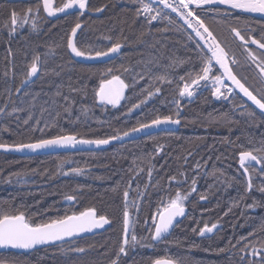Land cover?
<instances>
[{"label": "trees", "instance_id": "1", "mask_svg": "<svg viewBox=\"0 0 264 264\" xmlns=\"http://www.w3.org/2000/svg\"><path fill=\"white\" fill-rule=\"evenodd\" d=\"M63 2L56 0L55 6ZM143 4L152 8L147 17L138 14L143 5L133 0H89L87 14L49 21L39 0L0 1V144L65 135L111 139L157 117L180 120L176 133H157L99 152L30 158L0 153V209L24 211L34 223L89 209L109 220L101 233L27 253H0V261L111 264L124 240L127 203L130 233L147 238L141 244L154 247L132 250L125 245L119 264H152L155 259L174 264H264V257L254 255L264 249V192L259 191L264 176L254 173L247 193L237 158L244 151L264 155L255 151L264 147V116L247 108L240 117L234 109L241 99L234 93L227 100L214 97L212 82L220 74L213 65L208 80L193 84L203 75L207 54L175 17L144 0ZM205 10L193 11L204 23H212ZM13 11L19 25L28 16L36 29L27 23L10 36ZM151 16L156 19L149 23ZM77 23L82 29L75 46L85 56L120 43L118 57L98 65L74 62L67 40ZM37 58L39 77L17 94ZM113 76L127 85L115 107L101 103L96 95L101 83ZM161 76L166 79L161 81ZM186 84L195 93L183 98L180 91ZM221 92L225 95L223 87ZM247 124L259 129L243 130ZM177 192L186 197V216L165 242L155 244L150 239L152 217L161 202L168 203ZM68 196L74 197L71 205L66 204ZM213 225L218 231L201 237V229Z\"/></svg>", "mask_w": 264, "mask_h": 264}, {"label": "snow or ice", "instance_id": "2", "mask_svg": "<svg viewBox=\"0 0 264 264\" xmlns=\"http://www.w3.org/2000/svg\"><path fill=\"white\" fill-rule=\"evenodd\" d=\"M133 2H139L143 5L142 9H138V14L140 11L144 13H149L152 11V8L143 4V0H133ZM159 3L163 4L164 8L171 9L172 12L176 13L181 19L185 21L189 28L196 33V35L204 41V46L208 49V52L211 53V57H204V67L202 68L203 75H198L197 79L193 80V84H198L201 80L209 79V72L211 71L212 61L215 60L216 64L223 69L224 76L231 81V84L238 89L240 93H242L249 101L252 102L253 105L256 106L261 112H264V87L258 90V94H254L253 91L249 89L244 83L241 82L240 79L237 78L236 75L233 74L232 69L229 67V59L228 53L224 47L217 41V38L213 35V33L207 28L204 22L194 14L193 10H189L190 5H196V7H200L202 4L207 5H224L227 9L235 10L240 13H259L264 15V0H178V3L172 2L169 0H158ZM44 11L49 15H55L57 12H64L65 9H70L73 6H78L81 11L86 9V0H67L66 3L63 4L62 7L53 8L51 4V0H43ZM103 9H96V11H102ZM212 10L218 11V8H214ZM31 12V10H29ZM228 15H231V12H227ZM189 17L191 19H189ZM29 17L25 16L23 23H27ZM156 16H151L149 19V23L152 20H155ZM195 21V23H193ZM21 23L15 11L11 14V24L12 29L9 32V35H13L16 27ZM33 29H36L37 25L35 20L32 23ZM81 25L77 23L75 27L71 30V36L67 40V47L71 50V52L77 56H84L85 53L75 46L73 42V37L77 34V29H79ZM200 29H203V33H201ZM232 32L236 36L237 39L241 41V44L245 46V51H248L247 45L250 42L251 44L256 45L258 48L264 49V37L260 40L253 38L251 35L247 37L243 35L239 30L232 29ZM207 34V38L205 39V35ZM121 47L120 43L114 44L108 52H117ZM108 52H97V56H106ZM250 59L257 63V67L260 71V76L264 77V62H257V57L253 53L249 52ZM37 59H34L28 72L27 77H32L38 71L37 68ZM231 63H236L233 59ZM161 81H164L166 78L161 76L158 77ZM215 85L214 91L212 95L217 99H220L223 96L224 99H228L230 95L233 93V88L229 87L227 89L228 95H224L221 92L222 78L221 76H215ZM26 82V81H25ZM264 84V81H262ZM127 85L119 76H113L111 79L106 80L101 83L99 91L96 93L99 101L104 104H111L115 107L119 104L124 89ZM19 91V89H17ZM159 91V89H157ZM189 96L193 95V92L189 90V85H185L184 88L180 91V96ZM67 100L68 98L65 97ZM179 105V101L176 102ZM0 112H3V109H0ZM249 116H254L253 112L248 113ZM27 123V121H25ZM180 121L178 119H172L171 117H164L163 119L157 117L155 120L151 122V125L142 123L139 128L132 129L133 132H138L143 128H149L153 125L160 124H179ZM124 136H128L129 133L125 132ZM112 139H122L120 136H114ZM95 144L105 145L109 143L108 139H96V140H77L75 136L65 135V136H57L51 139H40L34 143H20L15 145H5L0 144V148L5 151L14 150V151H24L29 150L31 152H36L39 149H45L53 146H66L69 144ZM160 149H157L159 151ZM256 152H264V147L260 149H255ZM245 161H255L257 165H260L259 174L264 176V155H255L253 151H245L240 154V164L244 169V175L248 177V185L247 189L250 190L253 188L252 183V175L251 172H257V169L252 167L251 164H245ZM79 174L80 170H74ZM67 174V173H65ZM174 179V178H173ZM195 184V181H193ZM261 184L264 185V180H261ZM195 191V188L192 189ZM259 191L264 192V187H260ZM129 193L127 191L124 192L125 201ZM186 197L182 196L179 192H177L176 197L171 199L168 203L161 202L162 208L158 209L157 212L153 215V224H154V232L150 234V239L153 242L160 243L165 242L167 235L169 234L170 228L173 226V220L177 216H182L184 214L183 201ZM204 197H201L203 199ZM68 200H73L74 197L68 196L66 197ZM158 217V219H157ZM109 220L105 216H99L97 218V214L95 210L89 209L84 212H80L79 215H65L62 218L51 219L47 222H32L31 218L26 215L24 211H17L15 214L10 210L0 209V249H23L28 250L32 249L37 245H46L53 244L57 241H63L65 238H70L79 235L82 232H91L94 228H102L105 224H108ZM216 225H213L212 228H204L201 229L200 235L203 236L205 232H211ZM123 231H124V240L119 248V252L117 254V260H113L111 264H119V254H126L127 249L125 245H130L131 247H135L137 244H140L141 247H154V244H141V239L134 232L130 233V217L128 212V205L125 203V210L123 213ZM130 236V239H129ZM76 252H84L83 248L74 249ZM0 264H15L14 261H0ZM152 264H172V262L168 259H155Z\"/></svg>", "mask_w": 264, "mask_h": 264}, {"label": "water", "instance_id": "3", "mask_svg": "<svg viewBox=\"0 0 264 264\" xmlns=\"http://www.w3.org/2000/svg\"><path fill=\"white\" fill-rule=\"evenodd\" d=\"M144 1L149 3V4H151V5H153V6H155V7L161 8L165 12L169 13L171 16L175 17L177 19V21L180 22L183 25V27L187 30V32L195 39V41L199 44V46L207 54V56L211 57V53L208 52V49L204 46V41H202L196 35V33L192 30V28H189L188 25L185 23V21L183 19H181L179 16H177L176 13L172 12L171 9H169V8H164L163 4L159 3L158 0H144ZM169 2L170 3H172V2L178 3V0H169ZM86 7H87V0H86ZM210 8H223V9H226V6H224V5L214 6V5H207V4H202L200 7H196V5H194V4L189 6V10L210 9ZM43 10H44V8H43ZM227 10H231V9H227ZM85 11H86V9L81 11L78 6H73L70 9H65L64 12H57V13H55V15H52V16H49L45 11H44V14H45V17L48 20L54 21V20L58 19L59 17L66 16V14H68V13L69 14L76 13V12H82L83 13ZM231 11L240 13V12L235 11V10H231ZM242 14L264 19V15H261L259 13H242ZM189 19H191V18L189 17ZM193 23H195V21H193ZM80 30H81V27L79 29H77V34H76L75 37H73L74 44H75L76 37H77L78 33L80 32ZM200 31H201V33H203V29H200ZM71 34H70V36H71ZM204 35H205V39H206L207 38V34H204ZM121 50H122V47H120V49L117 52H115V53L108 52V55H106V56H80V57H77L71 52V50L69 48H68V53H69V56L71 57V59L74 62L78 63V64L98 65V64H103V63H107V62H110V61L114 60L115 58L118 57V55L120 54ZM261 50L264 51V49H261ZM212 65L217 69V71L219 72V74L222 77V79L230 87L233 88L235 93L242 100H244L256 112H258L259 114L264 116V112H261L258 108H256V106L253 105L252 102L247 99V97H245L242 93H240L238 89H235V87L231 84V81H229L224 76L223 69H221L220 66L218 64H216L215 60L212 61ZM39 73H40V71L38 69V71H37V73L35 75H33L30 78L28 77L26 79V82L24 81L22 83V85L20 86L19 91H17V94H20L28 86H30L32 83H34L36 81V79L38 78ZM123 94H124V92H123ZM149 125H151V123ZM179 127H180V123L179 124L153 125V126H151L149 128H143V129H141L138 132L130 131V132H128L129 133L128 136H124L123 134L119 135L120 137H122V139H112V138L108 139L109 140L108 144L99 145V146H97L95 144H79V143H76V144H69V145H66V146H53V147H49V148H45V149H39L36 152H31L29 150H24V151H20V152L14 151V150L5 151L4 149L0 148V153L13 154V155H16V156H19V157L30 158V157L69 154V153H78V152H99V151L106 150L107 148H109L111 146L121 145V144L129 142V141H136V140H138L140 138H145L147 136H150V135H153V134H157V133H176L179 130ZM239 162H240V155H239ZM245 164H251L252 166H254V167L258 168V169H260V167H261L260 165H257L255 163V161H245ZM240 168H241L242 172L244 173V169L241 167V164H240ZM246 178L248 180V177H246ZM66 204H69V205L73 204V200H68L67 199L66 200ZM185 215H186V209L184 208V214L182 216L175 217V219L173 220V226L170 228L169 234L172 232L174 227L185 217ZM157 219H158V217H157ZM108 225H109V223L105 224L102 228H94L91 232H82V233H80L77 236L70 237V238H65V240L57 241V242H55L53 244L37 245L34 248L28 249V250H23V249H0V253H7V252L27 253V252H31L33 250L40 249V248H43V247H48V246H53V245L66 243V242H69V241H73V240H76V239H80V238H84V237H88V236H92V235L101 233L102 231H104L108 227ZM217 229H218V227L216 226L215 228L212 229L211 232H205L204 235L201 236V237L210 236V235L214 234V232ZM124 238H125V236H124ZM153 243L157 244L156 242H153ZM172 264H174V263L172 262Z\"/></svg>", "mask_w": 264, "mask_h": 264}, {"label": "flooded vegetation", "instance_id": "4", "mask_svg": "<svg viewBox=\"0 0 264 264\" xmlns=\"http://www.w3.org/2000/svg\"><path fill=\"white\" fill-rule=\"evenodd\" d=\"M0 1H6L7 3H13V2H24V1H29V0H0ZM66 2H67V0H64L63 4ZM39 3H40L42 14L45 17L44 10H43V8H44L43 0H39ZM55 3H56V0H51L52 7L54 9L58 8L55 6ZM88 3H89V0H87V7H86L85 12H83V13L82 12H76V13H71V14L72 15L79 14L80 16L87 14L88 13ZM63 4L60 5L59 7H62ZM212 9H214V8L206 9L204 11V12H207V18L209 20H213L212 23L210 21L207 23H204L205 26L207 28H209V30L217 38V41L227 51L228 59H229V67L232 69L233 74L236 75L237 78L240 79L242 83H244L246 86H248L249 89L254 92V94H258V90L261 89L262 87H264V84H262V81H264V77L260 76V71H259V68L257 67V63H254L250 59L249 52L256 55L257 62H264V51L261 50L260 48H258L256 45L251 44L250 42L247 45L248 51H245V46L242 45L241 41L236 38V36L232 32V29L235 28V29L239 30L246 37L248 35H251L253 38L260 40L262 37H264V19L245 15L242 13H237V12H234L231 10H226L223 8H218L219 9L218 11L212 10ZM227 12H231L232 14L228 15ZM71 14L68 13V14H66V16L71 15ZM45 19H47V18L45 17ZM211 24H213V27L210 26ZM81 29H82V25H81ZM79 33H78V35H79ZM70 34H69V37H70ZM78 35H77V37H78ZM77 37H76V39H77ZM75 42H76V40H75ZM67 53H68V47H67ZM68 55H69V53H68ZM95 56H97V55H95ZM233 59L236 61V63H231V61ZM222 81H223L222 84H223V89L225 91V95H228L227 89L230 86L223 79H222ZM190 91H192L194 94L195 88L191 89ZM233 93L236 94L234 90H233ZM247 108L253 109L244 100L241 99L240 105L237 108H235L234 110H236L237 112H241L240 117H243V116H245V112L247 111ZM242 129L246 130V131H257L259 129V127L257 125L247 124V125H243ZM239 155L237 156L239 172H240L242 178L244 179V182L246 185V192L250 193L252 189H250V190L247 189L248 180L240 168ZM252 167H254V166H252ZM254 168H256V167H254ZM256 169L259 173V169L258 168H256ZM250 173L252 175V179H254L255 178L254 173H256V172H251V169H250ZM186 213H187V211H186ZM217 227L219 229V226H217ZM208 228H212V227H208ZM218 229L214 232V234L218 231ZM214 234L207 236V237H211Z\"/></svg>", "mask_w": 264, "mask_h": 264}, {"label": "rangeland", "instance_id": "5", "mask_svg": "<svg viewBox=\"0 0 264 264\" xmlns=\"http://www.w3.org/2000/svg\"><path fill=\"white\" fill-rule=\"evenodd\" d=\"M142 7H143V6H142ZM22 22H23V21H22ZM27 23H29V24L32 25L33 20H29V19H28ZM27 23H22V24L25 25V24H27ZM23 25H19V27L23 28V27H24ZM212 83H214V84H213V86H214V85H215V81L212 82ZM222 87H223V86H222ZM222 87H221V88H222ZM189 90H190V89H189ZM124 91H125V89H124ZM184 97H188V96L185 95V96H183V98H184ZM183 204H184V201H183ZM129 237H130V236H129ZM145 244H149V243L146 242ZM139 245H140V244H137L135 247H131V249H132V250H135V248L138 247ZM255 253H256V254H255ZM255 253H254L255 257H256V256H257V257H260V256H261L262 258L264 257V249H257V251H256ZM257 257H256V258H257Z\"/></svg>", "mask_w": 264, "mask_h": 264}, {"label": "built area", "instance_id": "6", "mask_svg": "<svg viewBox=\"0 0 264 264\" xmlns=\"http://www.w3.org/2000/svg\"><path fill=\"white\" fill-rule=\"evenodd\" d=\"M142 8H143V7H142ZM141 15H142V16H147L148 13H144L143 11H141Z\"/></svg>", "mask_w": 264, "mask_h": 264}]
</instances>
